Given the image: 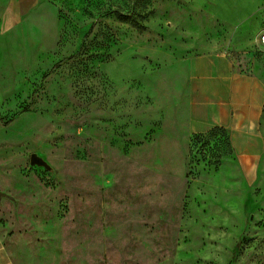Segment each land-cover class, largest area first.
I'll list each match as a JSON object with an SVG mask.
<instances>
[{
    "label": "rangeland",
    "instance_id": "1",
    "mask_svg": "<svg viewBox=\"0 0 264 264\" xmlns=\"http://www.w3.org/2000/svg\"><path fill=\"white\" fill-rule=\"evenodd\" d=\"M10 5L0 240L13 263L264 264V116L261 142H231L222 127L231 154L215 165L208 150L224 137L189 133L179 67L224 54L264 83V0Z\"/></svg>",
    "mask_w": 264,
    "mask_h": 264
},
{
    "label": "crops",
    "instance_id": "2",
    "mask_svg": "<svg viewBox=\"0 0 264 264\" xmlns=\"http://www.w3.org/2000/svg\"><path fill=\"white\" fill-rule=\"evenodd\" d=\"M13 1L0 0V12H6ZM211 17L232 26L225 17ZM179 67L185 68L188 83L189 133H205L219 126L230 130L231 142L262 141L258 129L264 116V83L233 70L224 54L187 55ZM0 264H14L1 240Z\"/></svg>",
    "mask_w": 264,
    "mask_h": 264
},
{
    "label": "trees",
    "instance_id": "3",
    "mask_svg": "<svg viewBox=\"0 0 264 264\" xmlns=\"http://www.w3.org/2000/svg\"><path fill=\"white\" fill-rule=\"evenodd\" d=\"M33 101L34 100L32 99L31 100V104L33 103ZM1 120L2 119H0V121ZM5 124H7V123H5ZM195 135H198V134H195ZM219 135L221 137H224V141L225 142H213V145L208 150V152H210V151L212 152L211 153V156L214 159V164L215 165H218L219 164V160L221 159L222 156H226V155L231 154L230 142L228 141V138H227V136L225 134V130L222 127H219V126L210 129L207 132V135L206 136H203V137H206L207 139L208 138L210 139V138H213V137H216V136H219ZM203 137L196 136L194 139L195 140H198V138H203ZM197 143H199V142H193V146L196 145ZM209 143H211V142H203V146L208 147L209 146Z\"/></svg>",
    "mask_w": 264,
    "mask_h": 264
},
{
    "label": "water",
    "instance_id": "4",
    "mask_svg": "<svg viewBox=\"0 0 264 264\" xmlns=\"http://www.w3.org/2000/svg\"><path fill=\"white\" fill-rule=\"evenodd\" d=\"M30 163L32 165H38V166H43V167H46L47 166V164L42 159H40L39 157H37L36 155H32L30 157Z\"/></svg>",
    "mask_w": 264,
    "mask_h": 264
}]
</instances>
